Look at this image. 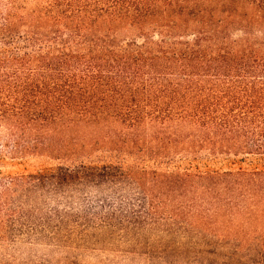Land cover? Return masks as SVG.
I'll use <instances>...</instances> for the list:
<instances>
[{"label": "trees", "instance_id": "16d2710c", "mask_svg": "<svg viewBox=\"0 0 264 264\" xmlns=\"http://www.w3.org/2000/svg\"><path fill=\"white\" fill-rule=\"evenodd\" d=\"M221 155L264 156V0H0V160L48 165L0 174V250L109 228L264 264V169Z\"/></svg>", "mask_w": 264, "mask_h": 264}, {"label": "rangeland", "instance_id": "374dc122", "mask_svg": "<svg viewBox=\"0 0 264 264\" xmlns=\"http://www.w3.org/2000/svg\"><path fill=\"white\" fill-rule=\"evenodd\" d=\"M198 163L217 170L264 169V156L221 155ZM47 167L48 165L42 161L6 160L2 162L0 160L2 175H11L23 170L31 172L38 169L44 170ZM67 228L62 229L53 241L51 240L50 245L41 249L17 248L13 253L0 250V264H144V262L158 264L153 257L150 263H147L146 259L143 261V254L149 250L148 252L152 251L153 256L156 249L144 246L141 232L109 228H102L99 231L73 232ZM187 244L197 248L194 243Z\"/></svg>", "mask_w": 264, "mask_h": 264}]
</instances>
